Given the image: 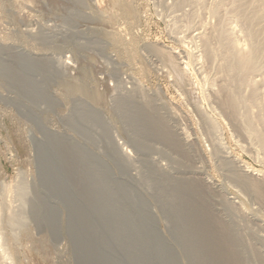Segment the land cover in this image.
<instances>
[{
  "label": "rangeland",
  "instance_id": "obj_1",
  "mask_svg": "<svg viewBox=\"0 0 264 264\" xmlns=\"http://www.w3.org/2000/svg\"><path fill=\"white\" fill-rule=\"evenodd\" d=\"M0 264H264V0H0Z\"/></svg>",
  "mask_w": 264,
  "mask_h": 264
},
{
  "label": "bare ground",
  "instance_id": "obj_2",
  "mask_svg": "<svg viewBox=\"0 0 264 264\" xmlns=\"http://www.w3.org/2000/svg\"><path fill=\"white\" fill-rule=\"evenodd\" d=\"M256 45H257V44H256ZM255 50H256V47H255ZM250 53H251V52H250ZM246 55H247V54H246ZM249 57H250V56H249ZM249 57L246 56V58H249ZM243 58H245V57H243ZM248 60H249V59H248ZM248 60H247V59H244V61L242 60V61H243L242 63H240V61L238 60L239 63L241 64V66H240V64H239L238 66H240L242 69H245V70L248 69V68H245V67L249 66L248 64H247V66H245V65H246V64H245V61L248 63ZM253 61H254V60H253ZM235 63H236V62H235ZM235 63H234V64H235ZM234 64H233V65H234ZM240 67H238V68H240ZM242 69H241V70H242ZM242 71H243V70H242ZM246 71H249V70H246ZM232 73H233V72H232ZM243 80H244V79H243ZM231 96H232V95H231ZM231 100H232V99H231ZM229 101H230V100H229ZM236 101H237V100H236ZM232 102H233V101L229 102V104L232 105ZM234 103H235V102H234ZM232 106H233V105H232ZM228 107H229V106H228ZM233 107H234V106H233ZM122 246H123V245H122Z\"/></svg>",
  "mask_w": 264,
  "mask_h": 264
}]
</instances>
